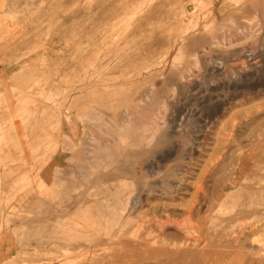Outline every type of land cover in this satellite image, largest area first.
<instances>
[{"label":"rangeland","instance_id":"obj_1","mask_svg":"<svg viewBox=\"0 0 264 264\" xmlns=\"http://www.w3.org/2000/svg\"><path fill=\"white\" fill-rule=\"evenodd\" d=\"M233 263L264 264V0H0V264Z\"/></svg>","mask_w":264,"mask_h":264},{"label":"bare ground","instance_id":"obj_2","mask_svg":"<svg viewBox=\"0 0 264 264\" xmlns=\"http://www.w3.org/2000/svg\"><path fill=\"white\" fill-rule=\"evenodd\" d=\"M9 29V28H8ZM220 167V166H219ZM216 197H217V195H216ZM88 221V220H87ZM183 221V220H182ZM199 228V227H198ZM189 236V235H188ZM243 256V255H242ZM239 259V258H238ZM241 259V258H240ZM237 260V259H236ZM234 264V263H233Z\"/></svg>","mask_w":264,"mask_h":264}]
</instances>
